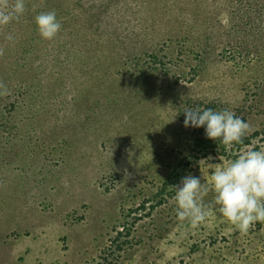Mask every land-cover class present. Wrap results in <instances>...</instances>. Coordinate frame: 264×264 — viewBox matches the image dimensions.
Instances as JSON below:
<instances>
[{
  "label": "rangeland",
  "instance_id": "1",
  "mask_svg": "<svg viewBox=\"0 0 264 264\" xmlns=\"http://www.w3.org/2000/svg\"><path fill=\"white\" fill-rule=\"evenodd\" d=\"M0 85V264H264V221L193 228L172 200L201 159L264 146V0H25ZM197 106L253 131L226 151L183 126Z\"/></svg>",
  "mask_w": 264,
  "mask_h": 264
},
{
  "label": "clouds",
  "instance_id": "2",
  "mask_svg": "<svg viewBox=\"0 0 264 264\" xmlns=\"http://www.w3.org/2000/svg\"><path fill=\"white\" fill-rule=\"evenodd\" d=\"M24 10L25 0H14L11 6L7 0H2L0 26L18 19ZM34 24L44 40H52L61 29L54 10L37 14ZM6 38L11 40L12 36ZM0 88L3 86L0 85ZM4 94L6 90L0 91V95ZM183 115L184 127H203L206 139L219 142L229 152L243 144L244 138L253 131L248 122L229 109L213 110L197 106L185 108ZM213 159L208 156L200 160L211 170L207 182L202 180L201 175L189 174L173 186L175 215L195 228L214 211L234 230L246 235L257 222L264 221V146L237 151L232 159L223 163H212ZM210 192L212 199L206 203L205 197Z\"/></svg>",
  "mask_w": 264,
  "mask_h": 264
}]
</instances>
